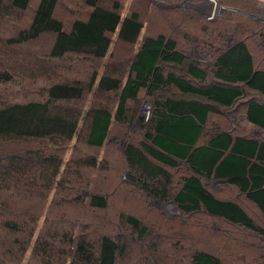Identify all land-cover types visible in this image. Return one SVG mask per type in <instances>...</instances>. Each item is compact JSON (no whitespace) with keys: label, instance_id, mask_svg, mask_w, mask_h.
Returning <instances> with one entry per match:
<instances>
[{"label":"trees","instance_id":"trees-1","mask_svg":"<svg viewBox=\"0 0 264 264\" xmlns=\"http://www.w3.org/2000/svg\"><path fill=\"white\" fill-rule=\"evenodd\" d=\"M30 1L0 0V19L25 11ZM58 1L38 0L28 26L5 38V44H23L52 33L51 57L73 52L103 59L109 56L113 33L123 44L138 41L143 28L140 13L132 10L122 15L119 0L108 7L100 0H84L85 18H75L68 28L54 15ZM218 1L230 9L209 21L210 26L201 24L197 32L191 27V21L200 18L197 13L168 8V21L176 23L174 27L141 37L134 54L121 66L104 63L101 71L92 69L87 80L55 81L43 89L41 99L0 100V141L36 143L0 159L4 163L0 166V264H118L123 258L126 247L109 233L107 224L81 222V214L74 217L67 209L56 213L53 208L59 199L48 200V195L68 175L82 183L81 168L98 166L94 155L64 163V146L83 132L87 145L102 147L115 126L125 139L128 122L136 120L142 90L153 108L139 142L128 141L122 153L133 173L129 183L160 200L171 196L185 213L204 211L264 239V225L238 201L218 197L203 184L204 179H219L235 186L264 218V137L225 130L205 136L210 113L222 115L225 108L229 116L243 97L248 121L264 130V102L251 95L255 92L264 98V68L255 65L248 43L253 35L264 40V18L243 13L259 10L258 0ZM228 33L233 36L226 43ZM175 35L207 48L212 63L203 66L178 46ZM259 49L264 50V45ZM31 62L32 67L25 63L6 69H33ZM9 73L0 71V81L12 80ZM167 86L198 99L166 96L161 89ZM88 94L91 98L84 105ZM183 161L189 172L174 181L170 169L179 168ZM85 204L106 209L108 196L91 192ZM117 217L140 238L146 236L148 228L136 216L120 212ZM253 250L257 256L247 264H264V246ZM188 264L226 263L212 253L194 250Z\"/></svg>","mask_w":264,"mask_h":264},{"label":"rangeland","instance_id":"rangeland-1","mask_svg":"<svg viewBox=\"0 0 264 264\" xmlns=\"http://www.w3.org/2000/svg\"><path fill=\"white\" fill-rule=\"evenodd\" d=\"M165 4L181 3L180 9L194 11L200 18L192 20L191 27L194 32L202 25H209L205 20L207 7L196 9L190 3H204L208 0H156ZM260 9L255 11V19L264 17V0H258ZM38 0H31L29 7L22 12L12 14L6 19H0V71L8 70L12 80L0 81V100H37L43 96V89L58 80H71L79 78L87 80L92 69L101 71L105 64L114 67L121 66L123 61L129 59L138 47L141 37L155 35L159 31L168 32L176 23L168 21V8L159 7L151 0H119L121 14H129L136 10L140 13L143 28L138 41L134 44L118 42L116 34L111 35L112 43L109 56L103 59H93L90 56L78 53H68L63 58H55L49 55L54 34L45 33L37 39L23 44L8 45L3 41L14 35L20 28L28 26ZM113 0H100L103 6H110ZM87 7L84 0H59L54 15L64 22L68 28L75 18H85ZM192 13V12H191ZM187 18L190 14L185 12ZM192 16L195 18L194 14ZM173 25L172 27H170ZM181 26L177 30L181 31ZM232 34L226 35V43L232 39ZM178 46L185 52L196 57L203 66L212 63L213 55L203 46L191 45L185 42L180 35H175ZM185 38V37H184ZM189 37H187L188 39ZM186 39V38H185ZM249 47L254 55L255 65L264 68V50L259 45H264V40L253 35L248 39ZM27 54V55H23ZM33 61V69H6L9 66H27ZM105 63V64H104ZM254 98L264 102V98L251 93ZM91 95L85 98L88 105ZM153 102L140 92V105L138 106L136 120L128 122L127 137L122 138L120 129L113 127L108 139L102 147L89 146L84 142V133L80 132L77 138L67 143L61 150L63 161L73 164L80 158L90 155L97 157L96 168H81L84 177L82 183H77V178L68 175L63 180L60 188H53L49 192L48 200L55 197L59 204L53 209L56 213L60 209H67L74 217L81 214L80 221L94 225L99 222L108 226L111 235L119 238L125 245V253L118 264H188L189 255L194 250H203L218 256L226 264H247L256 257L253 250L255 246H264V239L239 225H232L223 219L210 216L204 211L185 213L173 206L165 205L167 200H173L171 196L165 199H157L150 196L139 185L130 184L132 172L129 171L123 160V150L127 142L138 143L145 129L146 121L152 113ZM241 111V110H240ZM237 112L234 122H238L241 113ZM240 121V120H239ZM249 129L243 131L249 133ZM251 132V131H250ZM264 137V134L262 135ZM35 142L24 140L0 141V159L10 154L22 153L34 148ZM2 161V160H1ZM65 165V164H64ZM0 166H4L2 162ZM66 167V166H65ZM173 173L174 181L185 172L183 168ZM85 179H89L85 183ZM58 182H61L58 178ZM57 183V182H56ZM91 192H99L108 196L109 204L106 209H92L85 203L87 195ZM222 198H234L233 193L226 191L219 194ZM159 200L162 205L156 203ZM238 202L245 208L255 221L264 225V218L243 196L238 197ZM164 205V206H163ZM171 205V204H170ZM132 214L140 219L148 228L145 237L140 238L131 227L118 221V214ZM42 219L40 218V221Z\"/></svg>","mask_w":264,"mask_h":264},{"label":"crops","instance_id":"crops-1","mask_svg":"<svg viewBox=\"0 0 264 264\" xmlns=\"http://www.w3.org/2000/svg\"><path fill=\"white\" fill-rule=\"evenodd\" d=\"M205 4H208V1L205 2ZM161 92L164 93L166 96H172L176 99H184V100H192V99H196V98L198 99V97H196L192 94L180 93L177 89H175L174 87H170V86H167V87L161 89ZM245 103H246V98H244V97L241 98L239 100V102L236 103L234 112H231V114L229 116L224 114L225 108L223 109L222 115L219 113H215V114L210 113L209 125L206 126L205 136H212L218 130L229 131L233 135L238 134V135H244V136H262L264 134V130H260V129L254 127L249 121L246 120L247 116L245 114ZM238 111H240L239 113H241V115L239 116L238 122H234V119H235L234 117ZM225 117H227V118H225ZM246 129H249L251 132L249 131V133H244L243 131H245ZM180 167L183 168L185 170V172H189V168L185 164V161L182 162V165ZM179 168L173 169L174 172L179 171ZM182 176H183V174H182ZM178 181H179V179L177 180V182ZM203 184L205 186H207V188L210 189L218 197H220L219 194L225 193L226 191L233 193L234 198H230V199L238 201L237 200L238 197H240V196L244 197V194L242 192H240L235 186L221 182V181H219V179H204ZM248 202L250 204H252L250 201H248ZM253 207H254V205H253Z\"/></svg>","mask_w":264,"mask_h":264},{"label":"water","instance_id":"water-1","mask_svg":"<svg viewBox=\"0 0 264 264\" xmlns=\"http://www.w3.org/2000/svg\"><path fill=\"white\" fill-rule=\"evenodd\" d=\"M153 3H155L157 6H159V7H165V8H174V7H180L181 6V3H171V4H165V3H162V2H158V1H156V0H151ZM205 4V2L204 3H190V6L192 7V8H194V9H196L197 7H201V6H203ZM216 4L218 5V7H219V13H221V12H223V11H226V10H228V9H230V8H228V7H224V6H222L221 4H220V2L219 1H217L216 2ZM244 14H246V15H248V16H251V17H255V13H250V12H243ZM264 18V17H263ZM141 116H140V114L137 116V118H140ZM247 121H248V119H246ZM155 202L156 203H159L160 205H162L161 204V202L159 201V200H155ZM169 204H173L174 205V207H175V209H179L178 208V205L174 202V200H170V199H168L167 200V202H166V204L165 205H169ZM164 206V205H163Z\"/></svg>","mask_w":264,"mask_h":264},{"label":"built area","instance_id":"built-area-1","mask_svg":"<svg viewBox=\"0 0 264 264\" xmlns=\"http://www.w3.org/2000/svg\"><path fill=\"white\" fill-rule=\"evenodd\" d=\"M218 0H208V4H204L203 6L207 7L205 10L204 18L208 21H212L215 19L220 13H219V7L216 4Z\"/></svg>","mask_w":264,"mask_h":264},{"label":"bare ground","instance_id":"bare-ground-1","mask_svg":"<svg viewBox=\"0 0 264 264\" xmlns=\"http://www.w3.org/2000/svg\"><path fill=\"white\" fill-rule=\"evenodd\" d=\"M169 206H173V207H174V205H173V204H171V205L169 204Z\"/></svg>","mask_w":264,"mask_h":264}]
</instances>
